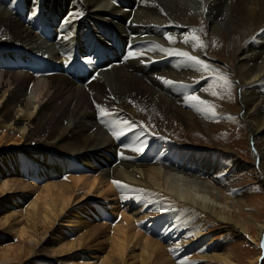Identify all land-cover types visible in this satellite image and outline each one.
<instances>
[{
    "label": "bare ground",
    "instance_id": "obj_1",
    "mask_svg": "<svg viewBox=\"0 0 264 264\" xmlns=\"http://www.w3.org/2000/svg\"><path fill=\"white\" fill-rule=\"evenodd\" d=\"M2 1L0 0V33L5 36L2 44L7 50H0V130L5 131L0 141L5 142L9 134H12L13 137L9 140L19 138L16 139V143H22V149L14 156L2 158L0 196L12 191L19 193L32 191L37 180H49L62 174L69 167V160L87 167L91 174L85 175V178L66 176L60 181H49L41 187L40 190H43L47 197L43 222L52 225L75 197L79 199L91 197L92 201L103 199V204L98 205L102 207L101 209H98V206L96 208L91 206L87 207V210L92 216H100L102 211L109 210L119 214V223L109 227L111 228L109 239L115 244L116 253L120 257L118 262L121 264L124 261L125 250L134 248L140 250L139 258L143 259L142 264H187L185 260L174 261L184 249L185 253L192 252L193 258L200 259L204 256L222 261L220 264H232V256L231 247L220 254L213 252L200 256L204 251L201 246L204 233L201 220L194 219L197 212L188 216L187 220H193L198 226L188 227L184 237L179 238V242L171 247L161 244L163 238L160 237L166 235L167 226L160 233L157 232L158 238L153 239L143 234L140 231L142 225L139 228L135 224L146 217L134 220V215L127 214L125 208L123 212L120 210L119 212L117 208L114 209L116 205L108 207L107 199L108 195L113 193L114 181L120 182L119 185L115 183L117 186L131 187L130 197H135L133 192L141 188V192L143 189L144 193L150 195L149 197L162 196L161 199H164L167 205H171L174 200L180 203L179 205L176 203L179 207L186 206L187 209L195 208L208 213L217 222L222 223L221 232L224 234L221 236L236 235L239 244L249 242L248 244L255 245L260 237L263 238L264 221L262 225L255 227L254 235H250L249 219L238 216L227 205L222 204L221 196L216 194L218 197L216 201L211 199L216 188L209 181H202L196 176L210 175L208 178L221 180L222 188L237 194L235 199L243 202L242 193L234 192L235 188L229 186L234 181L235 173L243 166L236 154L231 151L230 154L215 152L213 156H207L203 155V152L180 149L167 137H160L159 141L164 144L165 149L172 148L176 165L181 166L184 170L181 169L182 172L176 171L175 165L171 168L158 162L150 165L146 162V165L142 163L130 165L126 161L121 162L120 159L121 163H116L109 161L108 154L124 144L123 147L117 148L122 151L118 153L120 158L150 161L148 151H143L145 146L150 144V140L140 129L142 113L168 114L171 117H178L180 124L187 119L192 120V124L197 127L200 124L204 126L208 124L206 118L211 120L224 116L222 114L226 112L220 113L215 107L214 116L198 111L197 108L206 106L187 99L195 95L212 103L208 92L201 91L207 80L202 76L194 78V75L206 72L204 67L184 57L169 54L175 50L186 49L200 61L203 58H214L216 54L214 56L211 54L212 45L209 42L215 41L214 38H217L215 36L218 34L222 37L221 32L224 31L231 52L228 54L230 74L240 89L239 101L234 102L232 111L241 110L242 118L247 124L246 129H242L257 153L263 177L255 173L253 169L255 167H248L249 164L244 165L243 170H246L247 174H252L255 181L264 186V0H22L17 9L8 5L12 0H7L5 4H2ZM198 17L204 18L208 24V38L206 37L208 44L206 46L205 39L199 37L203 47L194 48L190 35L195 30V35L198 36L193 25V19ZM134 24L142 25L153 33L147 38L145 36L143 40L145 43L151 42L146 48L151 60H165L175 64L172 66L174 73L166 79V84L160 82L158 75L153 79L150 75L145 80L143 75L137 74L141 73V70H137L135 74L129 72L128 69L131 71L137 69L136 64L140 62L129 57L126 66L99 72L100 76L94 79L86 76V70L77 60L69 66L65 63L74 57L87 59L86 61H98L99 56L107 59L117 57L118 45H126L127 34ZM37 25L46 26L50 36L47 38L49 43L47 40L45 42L40 40ZM167 36H171L173 40L169 41ZM185 37H189L188 43L184 42ZM72 43V52L63 50ZM161 47L165 51L157 50ZM35 57L45 61L40 63ZM143 58L144 55L141 60ZM55 61L59 62V65L50 63ZM59 66L64 75L59 72ZM89 78L93 80L88 81ZM169 81L172 83H168ZM167 85L174 92L172 98H168V94L165 93L164 88ZM179 103L186 106L187 112L178 108ZM97 105L103 107L108 115L101 117ZM125 121L130 122L131 126L125 124ZM103 127H107V132L103 131ZM131 131H136L137 134L134 135L133 141L128 143ZM121 132L123 134L117 139L116 135ZM115 145L117 147H114ZM219 148L214 147L215 150ZM78 184L80 192L75 190ZM98 185H105L107 189L99 192ZM126 187L123 190L128 189ZM132 188L135 190L132 191ZM128 195L126 197L130 198ZM10 200L14 201L13 204L16 206L15 197ZM161 212L162 209L155 213ZM187 220L183 219V224L187 225ZM172 225L179 231L177 223L174 222ZM158 226L161 228L160 224ZM23 235V232L19 231V238L24 239ZM29 236L35 238L36 234L29 233ZM79 246L80 243L75 241L66 245V249L69 251ZM174 253L178 254L173 256ZM252 253L250 251L248 255ZM255 262L256 258L248 264ZM259 262L260 260H257L258 264Z\"/></svg>",
    "mask_w": 264,
    "mask_h": 264
},
{
    "label": "rangeland",
    "instance_id": "obj_2",
    "mask_svg": "<svg viewBox=\"0 0 264 264\" xmlns=\"http://www.w3.org/2000/svg\"><path fill=\"white\" fill-rule=\"evenodd\" d=\"M12 1H9L8 5H10L12 8L15 9H17L22 4V0H12ZM6 2L7 0H3L2 4H5ZM193 21H194L193 22L194 29L196 27V33L198 37H200L201 39H205V44L207 46L208 44V41H206L207 40L206 37L208 38L207 22L202 17L194 18ZM36 28H37V34L40 36V40L43 42L47 40L46 42L49 43L47 38L50 36L47 32L46 26L37 25ZM0 34H1L0 50H4V49L7 50L5 45L2 44L4 42L3 40H5V36L2 33ZM151 34L153 33L145 29L144 26L142 25L140 26L139 24H134L131 30L127 34L126 45L124 46L118 45L117 57L107 59L105 57L99 56L98 61L95 60L86 61L87 59L81 60V59H76V57H74V59H72L71 61H66L65 63L68 64L69 66L70 63L72 64L73 61L77 60L86 70V76L92 77L94 79L98 77V75L100 76V73L104 72L105 70L107 71L113 67L115 68V67L126 66L128 61L127 59L129 57V59L131 60L133 59L140 61L136 64L137 69L132 71L131 69H128L129 72L135 74L137 70H141V73L138 72L137 74L138 76L143 75V79L145 80L150 75L152 79L158 75L160 82L166 84L167 83L165 82L167 81L166 79H168L170 75L174 73L172 69L175 66V64L165 60L163 61L151 60V58L148 57L150 53L149 52L147 53L146 48L149 46L151 42L147 41L145 43L143 40L145 36L147 38ZM221 34L223 35L222 37L220 36V34H218L217 36H215L217 38H214V40L216 39L215 41L209 42V44L212 45L211 46L212 50L210 52L213 56L215 54L216 56L211 59L203 58L202 60L203 64L207 65V69L204 68L206 72L204 71L202 74L194 75V78L196 76H202L207 80V83L204 86V88L201 87L202 88L201 91L204 90L206 91V93L208 92L207 94L209 95V98L212 101V103L210 102V105L213 106L214 104L215 105L214 107L217 108V110L220 113L225 111L226 116L225 114H222L224 115L223 117H215L213 119L211 118V120H209L210 118H206L208 119V124H206L205 126L200 124L197 127L192 124V120L187 119L184 122H182L183 124H180L179 120H177L178 117H171V115L168 114L163 115L161 113L155 112V114L142 113L141 115V113L138 112L141 115L140 129L145 135V137L148 138V140H150L149 141L150 144H147L145 146L146 148L143 150V151H148L150 155L149 158H151L149 159L150 161H147L145 159L133 160L130 158H127L128 160L127 161L125 160V158L123 159L120 158L121 156L118 155V153L122 151H120V149L117 148L123 147L124 144L122 143H121L122 145H119V147L115 145L114 147H117L116 151L114 150V152L108 154L109 161L111 160L112 162L114 161L116 163H121L126 161V163L130 165L132 164L150 165V164H158V163L166 165L167 167L168 166L171 167L175 165L176 171L182 172L181 166L176 165L175 158L172 155V151H173L172 148L169 150L165 149L164 144L160 143L159 141L160 137L161 138L167 137L171 142L176 143V146L180 149L189 150L193 152L195 150L198 153L203 152V155H207V156H213L215 152H219V153L221 152L220 154H230L229 152L231 151L233 154H236V156L238 157V161L241 165L248 166L249 164L248 167H252V168L255 167L253 168L255 173H257L260 176L262 175L261 177H263L261 171L262 168L260 167L259 161H257L258 160L257 153L254 151L252 143L250 142L248 137L246 139V135L242 129V128L246 129L247 124L242 118L241 110L239 109L237 112L232 111L235 105L234 102L236 101L237 103L239 101L238 93H240V89L239 87H237L236 81L233 80V77L230 74V67H229L230 61L228 59L229 58L228 54L231 52L229 51L228 37H226L227 35L224 31H222ZM137 35L140 36L138 37ZM132 40L133 42L131 43ZM53 41L58 42L57 40H53ZM63 50H66L67 52H72L73 43L69 47L66 46ZM157 50L160 51V48H158ZM27 51H31V50H27ZM156 51H153V53ZM184 51L187 52L188 50L185 49ZM143 55L145 59L143 58V60H141ZM37 61L41 63L42 61L45 60H41L39 58L37 59ZM50 63L59 65V62L57 61ZM59 69H60L59 72L62 75H64L63 71H61L60 66ZM146 75L148 76L146 77ZM211 79L214 80L213 83ZM91 80L89 78L88 81ZM220 81L222 83H220ZM164 89H165V93L168 94V98H172L174 92L170 88V86L167 85L166 88ZM213 92L217 93L216 94L217 96L212 95ZM177 106L178 108H181L182 110L187 112L185 105L181 106V103H179V105ZM219 107L221 108V110ZM106 128L107 127H103V131L105 130V132H107ZM196 129H198L199 131L198 130L196 131ZM135 132L136 131H131L129 133L128 143L130 141H133L134 135L137 134V132L136 133ZM4 133H5L4 130H0V138ZM8 137H9L7 138L8 140H5V142L4 140L0 141V164L2 162L3 157L5 158V157L14 156L18 154V151L20 149H22V143H16L17 142L16 139L19 138L14 139L15 140L14 141V140H9L10 137H13L12 134H9ZM139 138L141 139V136ZM172 139L174 141H172ZM10 144H14V145H10ZM214 147H218V148L220 147V148L215 150ZM218 156L220 157V155ZM68 164L69 167L65 169V171L62 174L54 176L53 179H49V180L44 179L40 181L37 180L33 185L32 191L21 192V193L17 191H12L0 196V264H113L114 262H118V259L120 257L116 253L115 244L109 239L110 229H111L109 227L116 226L119 223L118 222L119 214L115 213L116 214L115 215L109 210L110 212L102 211L100 216L98 215L92 216L90 214V211L87 210V207L95 206L96 208L99 204L100 205L103 204L104 202L102 201L103 199H95V201H92L91 197L83 198V199H79V197L77 198L75 197L74 199L70 200L67 208L64 211H62V214L55 219V222L52 225H48V223L43 222L44 221L43 210L47 208V206H45L46 195L43 190H40L41 187L47 184L49 181H60L64 179L66 176L69 177L76 176V177L85 178V175L91 174L88 171L87 167L80 166L78 162L69 160ZM243 166L238 172L235 173L236 175L235 178L233 179L234 181H232L229 186L235 188L234 192L242 193V199L245 202L244 201L240 202L236 200L235 196L237 194L232 192L230 193L226 189L224 190V188H222L223 184L220 183L221 180L219 179L213 180L212 178H208L210 177V175H207V177H205V175L198 174L196 176H199L200 180L202 181H207V182L209 181L211 184L214 185V188H216L213 191V197H211V199L216 201V198H218L217 195L221 196L222 200H220V202L222 204L227 205L230 208V210H232V212L236 213L238 216L249 219L251 227L248 230V233L253 236L256 231L255 227L258 225H262L263 224L262 222L264 221V186H261L259 183H257L252 174L249 173L247 174L246 170H243ZM0 181H2V179ZM112 184L114 186L115 183L112 182ZM113 186L112 188L114 190L116 188V191L114 192V190L112 189L113 192L112 195L114 196H112L111 194L108 195V199H107L108 207L116 205L114 209L117 208L118 211L119 210L122 211L125 208L124 211L127 214L134 215L133 216L134 218L132 217L134 220L136 218L146 217L144 220L141 219L142 221L138 222V224H135V226L137 225V227L140 228L142 225L140 231L143 232V234L153 239L158 236V235L156 236V234H159L161 230L165 228V226H167L165 229V231L167 230V232H165L166 235L163 234L164 236L161 235L160 237L161 239L163 238V241H161L162 245L171 247V245L177 244L179 242V238L184 237V234L186 233L188 227H197L198 225H196V223L193 222V220H189V221L187 220L188 216L192 215V213L195 214L197 212L196 213L197 216L194 219L201 220L203 225L202 231L204 233L202 236L204 240L203 243L201 244V246L203 247L202 249H204V251L200 253L202 254L200 256L203 255L206 256L213 252L216 254H220L224 252L228 247H231L230 253L231 256L233 257V258L231 257L232 264H248V262L253 261L255 258H256V262L254 264H258L257 260L258 261L260 260L259 264H264V251L262 250V248L260 249L261 241L262 239L264 240V236L263 238L260 237L257 242V244H259L260 242L259 247L257 246V244L255 245L248 244L249 242L245 244H239V238L236 235L227 234L225 236H221L222 234H224V232H221L223 228L222 223L217 222L212 216H210L206 212H201L199 209H195V208L187 209L186 206L179 207L177 205H179L180 203L175 202L174 200L171 202V205H167L165 200L163 199L164 200L163 201L161 199L162 196L149 197L150 195L144 193L143 189L141 192V188L136 190L132 188L131 189L132 191L135 190L133 192V195H135V197L134 196L130 197L132 195V193L129 192L131 187L129 188L125 186L128 189L123 190L125 189L123 185L122 187L117 186L116 184L115 187ZM98 188H99V192H101L106 190L107 186L98 185ZM75 190L76 192L81 191L79 184L75 187ZM118 190L120 191L118 192ZM152 191L158 193L154 190ZM127 193L130 195H128ZM22 195L23 197L21 198L20 196ZM118 195L121 197H119ZM127 195L130 198H127L126 197ZM14 197L16 199V206H14L15 204H13L15 202L10 200L11 198ZM152 199H154V201ZM117 200L118 202L116 203ZM99 207L100 206H98V209L102 208ZM154 207L157 210L162 209V212L159 213L160 215L155 213L157 210H155ZM158 218L160 221L158 220ZM183 219L187 220V225H185L186 223L183 224ZM174 222L177 223V228L179 227V231H177L174 225H172V223ZM159 224L161 228L158 226ZM19 231L23 232L24 239L19 238L18 236ZM87 231L88 234L86 235ZM29 233L36 234V237L32 238L31 236H29ZM83 234L85 235L83 236ZM244 239L248 240L247 238ZM75 241L79 242L80 246L74 248L73 250L68 251L66 249L67 248L66 245H68L69 243H73ZM184 250H182L180 254L178 253L173 254V256L178 254L177 257H175L174 259L175 262H177V260H185V262L186 261L188 262V263L186 262L187 264H207L208 262H210L211 264L222 263V261H215L213 259L205 258L204 256L200 259L193 258L194 255H192L193 254L192 252L185 253L186 250L185 251ZM250 251H252L253 253L251 255H248ZM139 254H140V250L137 248H134L133 250L126 249L123 256V260H124L123 264H142L141 262L143 259L139 258ZM118 264L121 263L118 262Z\"/></svg>",
    "mask_w": 264,
    "mask_h": 264
},
{
    "label": "snow or ice",
    "instance_id": "obj_3",
    "mask_svg": "<svg viewBox=\"0 0 264 264\" xmlns=\"http://www.w3.org/2000/svg\"><path fill=\"white\" fill-rule=\"evenodd\" d=\"M169 41H172L173 38L171 36H167L166 37ZM190 39L192 40L193 42V47H203V42L200 41L199 37L195 35V30H193V32L191 33L190 35ZM185 43H188L189 42V37H185V40H184ZM159 47V46H158ZM161 51H165L164 48H160ZM169 54H174V55H177V56H181V57H184L185 59L189 60V61H192L194 62L195 64H200L202 65L205 69H207V65H204L202 61L199 60L198 57L194 56V55H191L189 52H186V51H181V50H175L174 52H171ZM168 83H172L171 81H169ZM217 93L213 92L212 95H216ZM187 99L189 100H194L196 101L198 104L200 105H204L206 106L205 108H197L198 111H201V112H205L206 114H211V115H215V111H214V106L210 105V102L208 101H205V100H202L200 99V97L198 96H189L187 97ZM190 106H193L195 107V105H190ZM97 108L99 109V114L101 117H104V116H107L108 115V112L101 106L97 105ZM125 124H128L129 127L131 126L130 125V122H127L125 121L124 122ZM123 132H121L120 134H117L116 135V138L119 139V135H122ZM114 183L118 184L120 182L118 181H114ZM261 248H264V240H262L261 242Z\"/></svg>",
    "mask_w": 264,
    "mask_h": 264
},
{
    "label": "water",
    "instance_id": "obj_4",
    "mask_svg": "<svg viewBox=\"0 0 264 264\" xmlns=\"http://www.w3.org/2000/svg\"><path fill=\"white\" fill-rule=\"evenodd\" d=\"M262 240H263V239H262ZM261 242H262V241H261ZM263 249H264V248H263ZM263 249H262V250H263Z\"/></svg>",
    "mask_w": 264,
    "mask_h": 264
}]
</instances>
